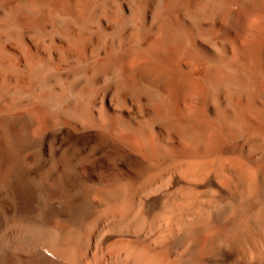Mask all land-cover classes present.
<instances>
[{
	"label": "bare ground",
	"instance_id": "bare-ground-1",
	"mask_svg": "<svg viewBox=\"0 0 264 264\" xmlns=\"http://www.w3.org/2000/svg\"><path fill=\"white\" fill-rule=\"evenodd\" d=\"M0 264H264V0H0Z\"/></svg>",
	"mask_w": 264,
	"mask_h": 264
}]
</instances>
